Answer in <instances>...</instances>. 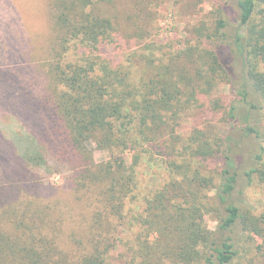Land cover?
I'll return each instance as SVG.
<instances>
[{
  "label": "trees",
  "instance_id": "16d2710c",
  "mask_svg": "<svg viewBox=\"0 0 264 264\" xmlns=\"http://www.w3.org/2000/svg\"><path fill=\"white\" fill-rule=\"evenodd\" d=\"M117 1L47 0L33 119L10 115L0 171V264H247L255 245L264 264V198L243 197L264 192V0H222L196 30L215 46L156 58L117 52ZM220 84L234 99L202 102ZM201 105L222 133L179 131Z\"/></svg>",
  "mask_w": 264,
  "mask_h": 264
},
{
  "label": "rangeland",
  "instance_id": "374dc122",
  "mask_svg": "<svg viewBox=\"0 0 264 264\" xmlns=\"http://www.w3.org/2000/svg\"><path fill=\"white\" fill-rule=\"evenodd\" d=\"M222 0H118L116 10L122 17V31L116 50L119 54L136 52L148 57L175 54L183 50L195 52L210 49L213 42L199 40L197 29L211 26L216 18V8ZM47 0H0V171L4 172L14 163L12 148L9 146L10 115L21 116L22 120L33 119L31 93L26 94L23 80L33 78L39 69L28 60L39 54L40 46L46 42L50 29L47 23ZM140 54H138L140 56ZM141 59V57H140ZM139 59V60H140ZM137 61L140 69L141 63ZM6 64H14L6 66ZM23 82V83H22ZM38 92V91H37ZM220 99L226 106L234 97L229 85L220 84L210 97L201 98L202 102L212 104ZM206 104V105H208ZM209 106V105H208ZM214 113L199 106L188 112L181 122L179 131L188 135L195 127H207L222 133L224 125L222 112ZM11 130V128H10ZM95 148L97 162L109 159L107 151ZM58 178L53 179L54 183ZM247 205L258 208L264 198L260 185L255 184L244 194ZM205 224L215 230L217 222L206 216ZM255 258L254 264H263V258L256 245L245 259Z\"/></svg>",
  "mask_w": 264,
  "mask_h": 264
}]
</instances>
